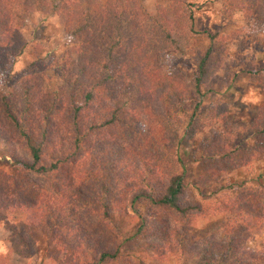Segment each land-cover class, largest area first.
Returning a JSON list of instances; mask_svg holds the SVG:
<instances>
[{"label":"trees","instance_id":"1","mask_svg":"<svg viewBox=\"0 0 264 264\" xmlns=\"http://www.w3.org/2000/svg\"><path fill=\"white\" fill-rule=\"evenodd\" d=\"M146 1L0 0V73L8 72L28 48L22 31L34 13L57 16L74 42L51 66L35 47L28 64L31 74L12 91L0 93V140L18 143L31 159L13 164L54 178L45 199H65L49 204L35 186L25 188L10 178L0 188V214H19L51 247L62 248L60 255L70 264L76 256L84 264L115 262L124 257V243L139 234L166 238L174 243L170 252L204 264H264V256L244 244L251 230L264 228L262 180L257 189L244 184L232 192L231 203L222 204L232 213L229 223L221 224L226 233H207L202 243L190 231L203 207L183 197L186 168L179 150L187 131L202 120L204 102L214 91L212 77L225 68L226 37H211L223 41L218 46L190 47L186 42L197 31L188 0H169L154 14ZM222 2L228 18L241 13L264 25V0ZM178 52L196 66L192 82L181 73L163 71L161 59ZM249 74L264 80V70L256 65L249 66ZM262 113L259 124L231 125L226 109L213 105L206 111V119L223 129L202 154L205 163L216 161L209 167L213 177L226 172L218 163L252 172L264 159V141L251 156L235 145L241 135L264 138ZM138 206L171 210L178 225L162 230L141 217L139 229L122 241L124 230L117 221ZM10 232L15 240L18 234L12 227ZM20 244L29 243L20 239Z\"/></svg>","mask_w":264,"mask_h":264},{"label":"rangeland","instance_id":"2","mask_svg":"<svg viewBox=\"0 0 264 264\" xmlns=\"http://www.w3.org/2000/svg\"><path fill=\"white\" fill-rule=\"evenodd\" d=\"M188 3L196 19L197 35L186 44L190 47H196L202 43L206 45L213 43L214 46H218L223 41L213 40L211 37L219 33L226 37L223 43L228 50L225 68L211 79L210 86L214 91L204 102L205 105L201 111L202 120L196 121L187 131L179 150V156L186 168L184 177L186 188L183 197L187 201L198 203L204 210H202L204 214L196 220L190 231V234L197 236L196 240L202 243V237H206L207 233L210 235L214 233L216 236L226 233L222 231L221 224L229 223L232 213L223 210L222 204L231 203L234 190L242 188L244 184L257 189L259 181L264 182L263 158L255 164L252 172L246 166L235 170L218 163L217 165L226 172L216 174V177L209 172L210 165L216 161L205 163L202 160L204 151L223 132L222 128L217 127L211 119L205 117L206 111L213 105H218L228 111L231 125L259 124L262 119L264 80L254 78L249 74V66L256 65L258 69L264 70V25L259 24L257 18L246 19L241 13L235 14L232 19L228 18L223 12L222 0H188ZM168 4L169 0H147L145 2L146 8L153 14L156 13L159 5ZM258 25L261 26L258 27ZM22 35L29 44L28 48L22 56L14 60L8 72L0 73L1 94L12 91L27 75L31 74L28 64L32 61V51L35 47L42 50V57L51 66L56 59L74 46L73 40L65 33L58 17L48 13L38 12L31 15ZM229 36L231 38L228 40ZM160 64L164 73H181L188 82H192L197 74L196 66L189 56L179 52L164 56ZM203 121L207 124H203ZM8 134L14 139L11 131H8ZM262 141L264 138L257 134L254 136L246 134L238 136L235 145H239L245 153L251 156ZM17 159L31 160L18 143H5L0 140V188H3L2 185L10 178H14L25 188L35 186L39 192L43 193L44 199L50 195L48 193L54 178L48 180L22 167L15 166L13 162ZM234 161L236 162L235 159ZM260 174H263V178H259ZM68 195H70L68 197L74 196L73 194ZM27 197H32V193L29 192ZM51 197L53 198L51 202L48 198L45 202L56 204L60 199H65L63 195L58 197L51 195ZM141 217L148 218L149 226L155 224L162 230H170L178 225L175 214L171 210L157 206H138V209L130 213V216L117 221L118 226L124 230L122 241L131 239V236L139 229L142 225L139 219ZM11 227L18 234L15 240L11 238ZM249 236L251 239L248 242L244 241L245 248L254 250L259 253V258H262L264 256V228L251 230ZM20 239L27 240L29 244L21 245ZM173 244L166 238L153 239L139 234L135 239L124 243L122 247L124 257L110 264H204L203 261L194 259V257L183 258L176 252H170L169 246ZM158 247L166 248L167 251L163 250L159 254L152 252V249ZM62 253V248L51 247L43 233L27 226L19 214L12 213L7 216L0 214V264H70L68 258L60 255ZM73 262L84 264L78 256L74 257ZM253 264L263 263L259 260Z\"/></svg>","mask_w":264,"mask_h":264}]
</instances>
